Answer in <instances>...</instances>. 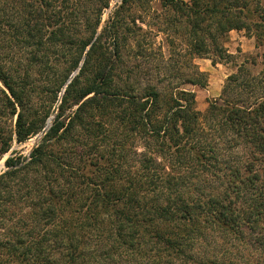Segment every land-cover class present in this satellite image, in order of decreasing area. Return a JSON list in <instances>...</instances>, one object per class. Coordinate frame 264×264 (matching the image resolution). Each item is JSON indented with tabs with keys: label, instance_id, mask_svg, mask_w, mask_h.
<instances>
[{
	"label": "trees",
	"instance_id": "16d2710c",
	"mask_svg": "<svg viewBox=\"0 0 264 264\" xmlns=\"http://www.w3.org/2000/svg\"><path fill=\"white\" fill-rule=\"evenodd\" d=\"M112 1L0 0V264H264V69L205 112L190 88L231 31L264 47L263 0H122L102 25Z\"/></svg>",
	"mask_w": 264,
	"mask_h": 264
},
{
	"label": "rangeland",
	"instance_id": "374dc122",
	"mask_svg": "<svg viewBox=\"0 0 264 264\" xmlns=\"http://www.w3.org/2000/svg\"><path fill=\"white\" fill-rule=\"evenodd\" d=\"M122 0H113L110 8H108L104 15L102 20V25L105 24V22L109 19V16L111 12H113L114 8L121 3ZM190 1V0H186ZM264 3V0H263ZM159 7V4L154 2L152 4V9L155 10ZM151 9L150 16L145 18V24H141V22H138V25H142L144 27V30H147L148 27H152L153 30L152 33L149 35L147 42H150V37H153L154 40V48L155 52H157V56L159 57V54H163V57L165 59H168V57L173 54L174 52L178 51L180 48H173L169 47L166 43V36L163 33L156 32L157 25H158V18L156 17V14H154V11ZM161 12V10H159ZM149 25V26H147ZM151 28V29H152ZM225 46L228 49V52L233 55L232 58H228L222 62L213 64L211 59L208 58H198L193 61V63H196L200 70L205 72L207 74V85L204 88L200 87H190L195 90L196 92V99H197V109L201 112H205L209 106V102L213 99L218 98L225 86V83L228 79V77L237 72L238 67L242 64H246L251 67L253 70V73L257 74L262 69H264V47H256L255 39L250 38L246 36L245 31H231L229 34L228 39L225 42ZM256 60V65L251 66L252 60ZM184 62H189L188 57L186 59H183ZM77 74L78 70L74 72L73 74ZM71 80V78H70ZM69 82V81H68ZM68 82L65 84V86L61 89V92H59L58 98L54 102V98H50L51 96L47 93H41L37 96V100L40 103L43 102L42 106L45 107H52L51 113L47 119L46 125L48 124V120L52 116V112L55 107H59L61 103L62 96L64 94V89L66 90V86ZM53 101V102H52ZM38 105V106H39ZM40 134V133H39ZM28 139L26 142L18 144L14 143L12 150H17L21 152L22 154H28L36 143L38 142V135ZM4 161L3 159L0 163V172L4 168ZM209 249L205 251V253H209ZM245 255H247L248 251H242ZM233 254H237L236 250H234ZM202 257H205L204 255ZM246 258H249V256H246ZM252 259V257H251ZM243 260V262H245ZM255 263L259 262L258 259L254 258ZM246 263V262H245ZM129 264V263H127ZM182 264V263H178ZM199 264V263H198Z\"/></svg>",
	"mask_w": 264,
	"mask_h": 264
},
{
	"label": "water",
	"instance_id": "95a60500",
	"mask_svg": "<svg viewBox=\"0 0 264 264\" xmlns=\"http://www.w3.org/2000/svg\"><path fill=\"white\" fill-rule=\"evenodd\" d=\"M76 75V73L75 74H73L72 76H71V79L74 77ZM71 81V80H70ZM69 81V82H70ZM68 82V83H69ZM64 91H65V89H64ZM57 112H58V107H55L54 108V110H53V112H52V116H51V118L48 120V124L46 125V127L43 129V131L38 135V141L41 139V137L46 133V131L48 130V128L52 125V122H53V119L55 118V116H56V114H57Z\"/></svg>",
	"mask_w": 264,
	"mask_h": 264
}]
</instances>
